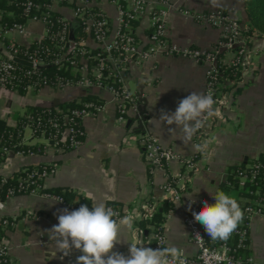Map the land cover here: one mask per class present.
I'll list each match as a JSON object with an SVG mask.
<instances>
[{
    "label": "crops",
    "instance_id": "obj_1",
    "mask_svg": "<svg viewBox=\"0 0 264 264\" xmlns=\"http://www.w3.org/2000/svg\"><path fill=\"white\" fill-rule=\"evenodd\" d=\"M169 2L171 7L165 20L167 37L171 43L181 50L210 49L219 32L184 17L178 9L185 8L197 14L217 8L224 9L248 31V45L253 51L255 67L253 75L247 78L243 86L234 92L230 89L226 91H230L227 104L220 106L223 121L209 123L204 127L206 147L203 155L196 157L199 172L189 176L183 184L181 200L170 202L163 190L166 175H176L181 171L179 160L170 161L165 171L149 170L140 138L143 133L151 134L163 148L172 150L179 158L198 153L195 136L190 142L183 143L179 131L170 135L169 126L156 121L161 109L174 112L178 102L192 91H204V67L193 58L157 53L146 62H135L128 66L125 72L127 87L143 99L140 105L144 106L145 119L140 130L137 129L139 120L131 115L123 123L117 122L114 97L103 87L70 85L63 88L44 86L39 90L30 89L27 93L36 99L20 98V113L9 111L15 99V91L0 87V98H5L0 104V120L9 127H15L18 118L29 107L55 106L86 94H92L103 102L100 112L83 118L85 138L77 149L57 152L45 140L30 138V133L26 136L25 132L26 145L42 147L41 152L33 156L9 153L3 160L1 175L9 177L29 165L54 164V172L43 180L44 188H70L87 198L90 207L102 202L120 211V218H132L131 228L122 230L121 243L114 249L125 256L129 255L130 244L145 243L150 236L151 224L154 222L144 218L149 204H153L155 213L170 205V209L163 213L164 220L161 222L166 245L176 246L182 256H193L196 249L189 239L185 217L201 210L204 201L211 205L214 200L212 195L218 191H224L241 201L240 192L226 187V182L234 169L264 153V34H259L250 26L243 0ZM94 6L108 16L112 25L115 24L116 10L111 4L98 2ZM53 10L70 23H75L71 7L55 4ZM26 26L32 35L29 38L16 37L20 45L28 44L30 38L43 32V26L38 22L29 21ZM133 32L142 44L146 43L148 16L133 25ZM85 45L90 49L96 48L91 38L85 39ZM191 200L195 203H191ZM62 209L72 211L56 199L38 194L16 195L0 200V217H17L14 226L2 235L16 264H77L80 252L74 250L65 257L56 251L54 242L48 238L47 232L58 224L57 216ZM27 211L40 214L42 219L23 220ZM249 245L253 264H264V215L253 218Z\"/></svg>",
    "mask_w": 264,
    "mask_h": 264
},
{
    "label": "built area",
    "instance_id": "obj_2",
    "mask_svg": "<svg viewBox=\"0 0 264 264\" xmlns=\"http://www.w3.org/2000/svg\"><path fill=\"white\" fill-rule=\"evenodd\" d=\"M61 2L62 0H51L50 4L43 6L27 0L23 4L25 12L28 13L33 10L37 11L38 14L28 18L25 24L14 23L10 26H2L1 19L7 12L0 9L1 88H6V85H10L14 80L13 71L16 69V62L28 65L30 70L27 71V74H32L40 68L52 65L63 68L65 64L73 67L80 64L81 66L77 69L79 79L75 83L72 80L66 82L58 79L56 88L79 85L85 88L97 86L107 89L114 97L117 122L123 123L130 115L139 118L138 98L128 89L126 84L125 72L131 63L146 62L157 53L191 57L204 67L205 84L203 92H211L216 101L214 105L215 115L206 118L204 126L194 135V143L198 146L204 145L206 140L204 127L209 123L223 121L220 106L227 104L229 92H234L243 86L247 82V78L254 73L253 51L248 45V31L242 27L238 19L224 9L217 8L198 14L185 8L178 9L184 17L196 20L219 32L214 45L206 51H201L195 48L181 50L169 41L165 20L167 11L171 7L169 0H67V4ZM98 2H107L115 8V24L112 25L108 16L94 6V3ZM55 4L71 7L75 17V23H70L58 13L62 17L63 23L59 33L52 37L57 50L50 53L47 59L27 51L22 52L20 47H28L33 40L40 42L48 36L50 27L47 26V16L49 12H55L53 10ZM93 8L95 12H93ZM144 16H148V35L146 43L142 44L134 35L133 25ZM29 21L42 24L43 32L38 35L34 34L35 37L30 38L28 44L20 45L15 40L16 37L29 38L32 35L26 26ZM73 25L81 26L86 37L76 39L71 33ZM86 38H91L96 48L100 50V54H103L100 62L101 70L95 69L91 73L95 76V81L88 79L87 60L83 58L86 54L84 49L87 47L85 45ZM75 55L81 57L78 62ZM102 80L104 83L101 82ZM45 86L54 87L52 85ZM30 89L35 90V87L30 86L28 90ZM228 89L230 91L226 92ZM102 108L103 104L85 103L82 108L71 112L72 117L64 116L62 123L56 119H48L46 123H43L42 119H37L26 111L22 115L26 121L21 123L22 127L16 135L10 133L7 138L0 137V184H4L8 178L1 175V168L6 155L13 153L17 156H33L35 154L30 149H24L27 146L25 137L27 130L30 133V138H42L48 143V146L53 147L57 152H63L59 145L61 146L65 142H68L70 149L75 150L82 144L77 136L85 138V131L84 129L83 131L75 129L71 125L74 118L82 121L84 117L95 115ZM8 140L12 141L13 144L8 146ZM140 144L144 150L145 161L149 170L165 171L170 161L179 160L181 171L176 175H166L167 179L163 190L170 202L174 203L181 200L184 193L183 184L189 176L199 172L196 157L203 155L204 151L199 149L198 153L191 157L179 158L172 150L163 148L149 133L141 135ZM54 170L55 167L49 172L43 169L36 178L34 173L27 174L19 180L16 190H7L6 198L16 196L15 192L20 191H25L27 194H38L39 184L37 180H44ZM226 187L237 190L241 194L242 200L238 203L244 210L242 224L228 241H213L208 237L204 227L195 221L192 215H187L185 225L196 252L190 257L182 256L184 264H253L254 260L249 254V237L253 218L264 215V153L249 163L234 169L226 182ZM38 195L52 197L66 206L59 197L48 194ZM214 203L215 200L212 201V204ZM107 207L115 210L118 213L116 219H120V211L112 206ZM155 211L153 204H149L144 218L149 221L153 220ZM22 219L39 221L42 216L34 211H27ZM16 221L17 217H0V262L3 264H16L10 256L2 236L7 229L14 226ZM151 225V233L148 240L143 243L144 246L153 249L166 247L163 223H152ZM197 234L200 237H196Z\"/></svg>",
    "mask_w": 264,
    "mask_h": 264
},
{
    "label": "clouds",
    "instance_id": "obj_3",
    "mask_svg": "<svg viewBox=\"0 0 264 264\" xmlns=\"http://www.w3.org/2000/svg\"><path fill=\"white\" fill-rule=\"evenodd\" d=\"M215 103L211 92L192 91L178 102L174 112L161 109L156 121L169 126L170 135L179 131L180 140L187 143L204 126L205 119L215 115ZM197 147L203 151L206 145ZM212 196L214 204L204 201L203 208L192 215L209 238L226 242L242 224L244 210L224 191ZM191 203L195 201L191 200ZM117 216L115 210L102 202L94 203L91 209L86 204L73 211L62 209L57 216L58 224L47 232L48 238L54 242L56 251L65 257L74 250L80 252L77 264H184L182 253L174 245L153 249L141 242L130 244L127 256L115 251L116 245L121 243L122 230L132 226L131 217L116 219ZM196 237H200L199 234Z\"/></svg>",
    "mask_w": 264,
    "mask_h": 264
},
{
    "label": "trees",
    "instance_id": "obj_4",
    "mask_svg": "<svg viewBox=\"0 0 264 264\" xmlns=\"http://www.w3.org/2000/svg\"><path fill=\"white\" fill-rule=\"evenodd\" d=\"M27 0H0V9L5 10L7 14L1 19L2 26H10L14 23L25 24L28 18H31L38 14L37 11H29L28 13L24 10V3ZM34 4H42L48 5L51 0H31ZM67 0H62V4H67ZM245 13L247 19L249 20V24L256 30L259 34H264V0H243ZM93 12L95 9L93 8ZM48 24L50 27V33L46 38L41 40L40 42L33 40L28 47H20L22 52L27 51L30 54L39 55L44 59H47L50 56V53L57 50L55 47V41L52 37L57 35L62 27V17L56 12H49L48 16ZM71 33L76 39H83L86 37L85 33L82 30V27L79 25H73L71 28ZM86 50V54H84L83 58L87 60V69H88V79L91 81H95L96 78L93 76L92 70H101L100 62L103 54H100V50L98 48L89 49L84 48ZM70 57V55H68ZM80 56L75 55V59L77 62L80 60ZM81 65L73 67L65 64V67L58 68L56 65H52L46 68H40L36 70L32 74H27V71L30 70L28 65L24 63H15V71H13V76H15L14 80L10 85H6V89L17 92L20 95H25L30 86H34L35 90H39L45 85H52L56 88V81L58 79L65 80L69 82L72 80L74 83L79 79V73L77 69ZM72 82V83H73ZM104 83V81H101ZM96 103L103 104V102L92 94H86L78 97L77 99L60 103L55 106L50 107H29L27 112L29 115L37 119H42L43 123H46L47 120H57L59 123H62V118L64 116L72 117L71 112L73 110H77L83 107L85 103ZM74 118V117H73ZM26 121L24 116H20L17 120V124L15 127L7 126L2 120H0V137L7 138L8 134L13 133L16 135L17 131L22 127L21 123ZM73 127L75 129L83 131L82 121L78 118H74ZM77 139L83 143L84 138L82 136H77ZM7 145H12L13 142L8 140ZM60 149L63 152L71 151L69 148L68 142H65L63 145H59ZM16 149H18L16 147ZM25 150L30 149L34 153L41 152L42 147H32L26 146ZM55 167L54 164H38V165H29L21 168L16 171L12 175L7 178V181L4 184H0V198H6V192L8 189L16 190L19 184V180L24 178L29 173H34V176H38L43 169H46L47 172L52 170ZM39 184L38 194H48L49 196L59 197L66 204V206L73 210L78 209L81 205H88L90 207V202L87 198L78 194L67 187H56L52 189H47L43 187V180H37ZM16 195H25L27 192L20 191L15 192ZM170 209V205H167L163 208L158 209L157 213H155L153 222L156 224L161 223L163 218V213L167 212ZM1 233V226H0ZM1 236V235H0ZM0 264H3L0 262Z\"/></svg>",
    "mask_w": 264,
    "mask_h": 264
},
{
    "label": "rangeland",
    "instance_id": "obj_5",
    "mask_svg": "<svg viewBox=\"0 0 264 264\" xmlns=\"http://www.w3.org/2000/svg\"><path fill=\"white\" fill-rule=\"evenodd\" d=\"M13 95L15 96V99H13L12 102H11V107L9 109L10 112H18V113H20L22 111V109L20 107V103H19L20 98H23L25 100L26 99H36L35 96H33V95L29 94V93H27L25 95H20L17 92H15ZM4 100H5L4 97L0 98V104L3 103ZM28 134H29V132L26 131V136ZM38 139H42V138H38Z\"/></svg>",
    "mask_w": 264,
    "mask_h": 264
},
{
    "label": "water",
    "instance_id": "obj_6",
    "mask_svg": "<svg viewBox=\"0 0 264 264\" xmlns=\"http://www.w3.org/2000/svg\"><path fill=\"white\" fill-rule=\"evenodd\" d=\"M138 98V101H139V107H138V113H139V118H136V119H138L139 120V124H138V126H137V129H141L142 127H143V122H144V106H141L140 105V102H141V100H143L142 98H141V96L139 95V97H137Z\"/></svg>",
    "mask_w": 264,
    "mask_h": 264
}]
</instances>
